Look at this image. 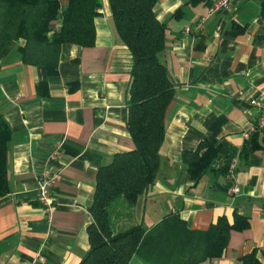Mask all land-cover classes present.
<instances>
[{
  "label": "crops",
  "instance_id": "1",
  "mask_svg": "<svg viewBox=\"0 0 264 264\" xmlns=\"http://www.w3.org/2000/svg\"><path fill=\"white\" fill-rule=\"evenodd\" d=\"M212 1L157 0L154 7L166 26L161 58L174 96L157 177L127 211L128 220L149 230L178 215L189 228L205 230L222 215L233 221L237 212L248 218V228L232 231L225 256L199 264H242L254 249L264 264V130L244 137L260 117L251 99L264 88L261 2L232 0V9L198 27ZM99 12L95 44H63L56 75L24 63L20 42L0 58V112L12 129L10 189L0 197V264H33L39 256L38 264H79L90 249L99 169L135 147L127 129L131 56L109 0H101ZM59 27L52 23L51 33ZM203 142L217 155L196 178L183 152ZM47 166L57 174L51 217L38 201Z\"/></svg>",
  "mask_w": 264,
  "mask_h": 264
},
{
  "label": "trees",
  "instance_id": "2",
  "mask_svg": "<svg viewBox=\"0 0 264 264\" xmlns=\"http://www.w3.org/2000/svg\"><path fill=\"white\" fill-rule=\"evenodd\" d=\"M62 1L0 0V58L12 43L20 42L24 63L45 66L56 75L63 44L93 46L101 0H67L66 6ZM109 1L117 31L131 56L127 129L135 147L117 153L99 169L91 205L93 222L88 227L90 249L79 264H199L223 257L232 231L249 226L248 218L237 212L233 221L222 215L205 230L189 228L178 215L165 217L149 230L128 220L127 211L157 177L174 85L161 58L166 26L155 14L157 0ZM260 2L264 19V0ZM54 22L60 27L51 33ZM11 138L12 129L0 112V197L10 189L7 152ZM216 155L217 149L203 142L195 150H185L183 160L189 172L200 178ZM241 261L263 264L256 249Z\"/></svg>",
  "mask_w": 264,
  "mask_h": 264
},
{
  "label": "built area",
  "instance_id": "3",
  "mask_svg": "<svg viewBox=\"0 0 264 264\" xmlns=\"http://www.w3.org/2000/svg\"><path fill=\"white\" fill-rule=\"evenodd\" d=\"M232 9V0H213L211 5L209 6L208 13L204 15L200 22L198 23V27H201L203 23L206 21L208 17L211 15L218 13L223 10ZM190 28H187L189 31ZM251 104L257 107L260 111V117L255 125H252L249 130L244 132L245 138H250L252 132L258 130H264V88H262L259 97L251 99ZM57 152H55L51 158H55ZM238 162V157L234 156L229 162V173L232 176L236 165ZM57 180V174L51 169L50 166H47L43 172L39 175V194L38 201L42 205L45 213L48 217L52 216V213L55 209V201L53 196V186L55 181ZM234 191H237L238 188H234ZM44 260L43 256H39L33 262V264H38V262H42Z\"/></svg>",
  "mask_w": 264,
  "mask_h": 264
}]
</instances>
